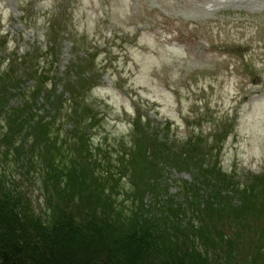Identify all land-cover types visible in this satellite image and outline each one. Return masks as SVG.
I'll use <instances>...</instances> for the list:
<instances>
[{"label": "trees", "instance_id": "obj_1", "mask_svg": "<svg viewBox=\"0 0 264 264\" xmlns=\"http://www.w3.org/2000/svg\"><path fill=\"white\" fill-rule=\"evenodd\" d=\"M3 47L0 36L1 54ZM43 49L55 56L56 41ZM7 56L0 166L9 161L21 181L41 179L46 213L37 215L19 182L0 175V264H264V172L239 183L204 156L196 137L174 147L139 117L116 160L98 158L88 132L100 114L81 79L57 94L47 59ZM172 169L189 172L181 201L167 188Z\"/></svg>", "mask_w": 264, "mask_h": 264}, {"label": "rangeland", "instance_id": "obj_2", "mask_svg": "<svg viewBox=\"0 0 264 264\" xmlns=\"http://www.w3.org/2000/svg\"><path fill=\"white\" fill-rule=\"evenodd\" d=\"M0 36V60L32 53L49 61L57 94L81 79L100 114L88 132L98 158L116 160L139 117L174 147L196 137L239 183L264 172V0H0ZM48 39L52 57L43 51ZM8 163L0 175L19 182L43 218L41 179L21 181ZM189 179L169 170L170 195L181 201Z\"/></svg>", "mask_w": 264, "mask_h": 264}]
</instances>
